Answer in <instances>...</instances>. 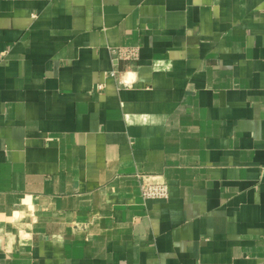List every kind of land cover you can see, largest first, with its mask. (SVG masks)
<instances>
[{"label": "crops", "instance_id": "crops-1", "mask_svg": "<svg viewBox=\"0 0 264 264\" xmlns=\"http://www.w3.org/2000/svg\"><path fill=\"white\" fill-rule=\"evenodd\" d=\"M0 264H264V0H0Z\"/></svg>", "mask_w": 264, "mask_h": 264}, {"label": "built area", "instance_id": "built-area-1", "mask_svg": "<svg viewBox=\"0 0 264 264\" xmlns=\"http://www.w3.org/2000/svg\"><path fill=\"white\" fill-rule=\"evenodd\" d=\"M114 53L119 55L122 59H134L137 57V50H115ZM117 71H113L112 75L115 76ZM102 88V85L99 86ZM141 194L144 199H166L169 196V189L164 182L147 183L143 181L141 186Z\"/></svg>", "mask_w": 264, "mask_h": 264}]
</instances>
